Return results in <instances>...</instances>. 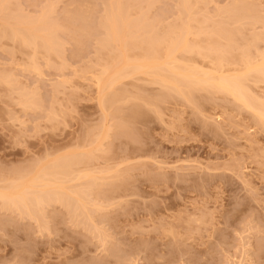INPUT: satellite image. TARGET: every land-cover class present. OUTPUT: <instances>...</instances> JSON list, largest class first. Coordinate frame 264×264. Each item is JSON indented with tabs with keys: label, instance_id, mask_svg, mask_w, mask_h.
<instances>
[{
	"label": "rangeland",
	"instance_id": "rangeland-1",
	"mask_svg": "<svg viewBox=\"0 0 264 264\" xmlns=\"http://www.w3.org/2000/svg\"><path fill=\"white\" fill-rule=\"evenodd\" d=\"M125 1L130 19L145 12L155 36L180 22L179 0ZM192 1L193 25L239 28L236 46L260 59L264 0H236L247 16L240 24L231 17L240 13L235 0ZM111 2L0 0V191L8 180L42 178L57 158L63 168L74 161L71 176L92 179L55 182L62 201L39 203L31 214L0 204V264H264V114L206 85L189 88L187 100L142 73L118 79L101 100L97 73L119 65L113 46L102 47L100 20ZM34 28L56 42L50 50ZM14 31L28 32L34 48ZM132 36L125 45L150 37ZM143 49L126 51L121 64ZM212 55H191L208 76L217 75ZM245 85L263 103L264 80Z\"/></svg>",
	"mask_w": 264,
	"mask_h": 264
},
{
	"label": "bare ground",
	"instance_id": "bare-ground-1",
	"mask_svg": "<svg viewBox=\"0 0 264 264\" xmlns=\"http://www.w3.org/2000/svg\"><path fill=\"white\" fill-rule=\"evenodd\" d=\"M237 3H238V1L236 2V0H235V4H233V6L236 7L237 9L239 8L240 13L234 12L231 14V17L232 18L234 17V20L239 23L240 20H242V19L245 20L247 16L244 15V12H242V10H240L241 4L238 6ZM130 6H132V5L129 4L125 0H113V2H111L109 4L107 3V6L105 7V12L102 16V19L100 20L101 21L100 25H101V28L103 29V36H104L103 37L104 42H102L104 45L102 44V47L105 46V48L109 47V49H110V47L113 46L114 50H113V48H111L112 49L111 51L112 52L115 51L114 52L115 57L113 55L112 56L114 59H118V63H119V65L116 64L118 66L117 67L115 66L116 67V69L114 68L115 70L112 69L113 68L112 66H114V64H112L113 62L112 63L110 62L111 65L105 63V65L101 67L102 69L100 68L101 69L99 71L100 73L99 72L97 73V74H99L96 76L97 88L99 89V92L101 93V95L103 93L105 94L107 89L109 90V88H112L117 83L116 81L118 79H121V78L124 79L127 76L131 77V76H135L139 73H142L140 75H146V76L151 77L150 79H148V81L150 83H156L159 85L160 88H165L169 91H174V92L176 91V93L179 96H182L187 100L190 99V98L188 99V96H191L189 88L199 87L200 85H206V86L210 87L211 89H213L217 92L231 95L234 98V100L239 102L242 106H244L248 109L249 108L252 109L253 112L259 114L258 112L262 111V113L264 114V111H263L264 101L262 103L261 100L252 96L253 94H250L247 86L245 85V81L250 79V78H252V79L254 78L255 80H261V81L264 80V53H261L259 56L260 59L255 62V60L253 61V56H251L250 53L247 52V50H248L247 47H246V49H247L246 50L245 48H243V44H242V46L239 44H238V46H236L237 44H236L235 40L233 39V37H234V35H236L235 33L239 32V28L236 27L237 29L236 30L234 29L235 31L233 33L232 32L233 30L227 31V29L222 28V26L224 25V21H223V23H220L219 21H217V23H215L216 21H214L212 23L214 25L211 24L212 27L210 25H205L209 28V29H207L205 26H203L201 24L203 22V20H201V21L196 20L198 23L195 26L192 24V22L195 20L194 14H197V12H199V11H197V9L194 8L193 1L192 0H179V3H178L179 16L177 15L178 16L177 19H180V22L178 20L179 24L178 25H169L167 28L165 27L160 35L155 36L153 34L154 33L153 25L149 26L148 25L149 23L147 21H145V19H146L145 12H143V11L137 12L136 13L137 16L130 19V11H129ZM243 7H244V5H243ZM217 12H219V11H217ZM223 13H225V12H223ZM229 13H230V11H229ZM18 17H19V15H18ZM254 17H256V16H254ZM220 18H221V16H220ZM226 19H227V21H230V20H228L227 16H226ZM146 20H148V19H146ZM205 20H206V18H205ZM18 24H21V23L18 22ZM215 24H217V25H215ZM220 24H223V25L221 26ZM200 25H202V26H200ZM218 25H220V26H218ZM1 26L2 25H0V27ZM40 26H43V25H40ZM243 26H244V24H243ZM43 27H44V29H47V28H45V25ZM43 27H41V28H43ZM3 28H4V26H3ZM19 29L20 28H18V30ZM34 29H35L34 31L37 30L36 28H34ZM44 29L39 31V32L40 33L44 32L45 31ZM21 30L22 29H20V31ZM207 30H209V31H207ZM15 31H16V29H15ZM15 31H14V33L11 32V36L17 37L16 35H18V34ZM20 31L18 32V33H20L18 35L20 37V38L18 37L20 39V43H22L23 45L26 44L27 46L32 45L31 47H33V44L36 43V40L34 42L33 41L34 39H32V37L31 38L28 37L29 38L28 39L27 36H31V35L26 31L25 32H26V34L28 33V35L22 36L23 34L25 35V32L22 31L23 34L21 35ZM0 32H1L0 33V37H1L3 35V31H0ZM39 32L37 30V33H39ZM145 32L148 33V37L150 35V37L148 38L149 40L148 39H142L141 36ZM207 32H208V34H207ZM40 33H39V37H40ZM44 33H47V30ZM132 33L134 34V37L132 36L131 38L141 37V39L143 41L148 40V41H146V42H148V44L147 45L144 44L146 42L145 41L143 42V41H141V39H139L138 40L139 42L136 41L132 44L130 43L131 44L130 46H132V48L130 46H128L129 45L128 43H126V45H125L126 37L128 40V36L130 37ZM43 34H41V36H44V38L40 37L41 38V39H39L40 43L38 42L39 45L41 46L40 48H43L45 50H50L51 49V43L53 42L52 41L53 39H51L52 37L48 38L47 34H44V35ZM209 34H213L216 37V39H215L214 36L212 35V37L210 39H208L210 41L212 38H214L215 40L218 41V38L222 37L221 39H226L225 41H228V42L227 43L224 42L226 45L225 44L222 45L221 42H219L220 40L218 42L214 41L213 39L211 42H208L207 39H205L206 41L202 40L204 35L208 37ZM53 35H54V32H53ZM218 35H219V37H218ZM254 35H255V37H254L255 39H253L251 37L253 40L259 39V34H254ZM49 36H50V34H49ZM121 36H122V39H121ZM223 37H225V38H223ZM252 39H250V40L252 41ZM123 40H124V42H123L124 44H122V42H120ZM53 43H52V45H54ZM113 44L114 45L117 44L118 46L117 45H115V46L118 48H115V46ZM246 44H247V46H249L248 43H246ZM141 45H143L144 48H146V46H147V48L144 50L142 48L143 46L141 47ZM232 47L238 51L237 55L235 54V56L233 54L231 55L232 52L229 53L231 51V49H233ZM52 48H54V47H52ZM120 48L123 50H121ZM126 48H128V49L130 48V49L128 50ZM133 48L135 50L136 49L137 50L143 49L145 53L143 52V54L142 53L140 54V52L138 51L139 53L137 52L138 54L137 53L133 54L131 59L129 56L128 57L126 56V58L128 60L125 59L124 57L126 55V51L129 52L130 50H133ZM125 49H126V51H124ZM122 51L125 52V54L124 53L122 54ZM178 52L182 53V54L187 53L189 55H187V57H185L186 54L184 56L182 54H180L181 56H183V58H181V57H178V54H179ZM192 54L199 56L202 59L209 56V54H213L212 55L213 60L212 59L211 60L214 62L215 71H216L217 75L216 76L215 75L208 76L207 73L203 72L200 69L201 65L199 66V64L196 63V59L194 60V58L191 56ZM122 56H124L123 58L126 60V61H123L124 62L123 64H121ZM188 56L190 58H188ZM109 58H111V57H109ZM179 58H181V59H179ZM28 60H30V59H28ZM213 62H211V63H213ZM188 63H191V64H188ZM194 64H198V67H196V65H194ZM240 64L243 65L242 69L234 68V66L237 67ZM35 65L36 64L34 63V66ZM106 65H108V66H106ZM229 70L234 71V74L228 75L225 73L226 71L228 72ZM237 70H238V72H237ZM136 79L138 80V78H136ZM113 89L114 88H112V90ZM116 93H115V95H116ZM104 94L102 96L100 95V97H102L101 100H103V98H105V97H103ZM111 94L112 93H110V96H111ZM164 94L165 93H163L160 97L158 94L159 99H163L164 97H167L166 95L164 96ZM113 95H114V93H113ZM117 95H119V94H117ZM107 96H108V94L106 95V97ZM154 96H156V95H154ZM136 97H139V96H136ZM158 97H156V100H158L157 99ZM113 98H114V96H113ZM116 98H117V96H116ZM184 98H182V99L185 100ZM107 100H111V99H109V98L105 99L104 102H102V103L107 102ZM142 100L146 101V99H142ZM151 100H152V98H151ZM113 101L115 102V100H113ZM147 101H150V100H147ZM109 105L110 104H108V106ZM262 116H264V115H262ZM68 156L69 155H67V158H68ZM70 156H72V155H70ZM78 156L77 155L75 156L76 159ZM80 157H82V155ZM86 157L88 158L89 156H86ZM69 159H71V158H69ZM76 159H73V160H75V162L77 161L80 163V161H78ZM83 159H84V157H83ZM56 160H57V163H60L61 159L57 158ZM66 161H68V159H66ZM70 162L72 164H75V163H73L74 161L72 162V159ZM77 162H76V164H77ZM53 163H54V161H53ZM53 163H52V165L50 164L49 167L46 166L47 168L42 169V171L40 173V174H42V178H39V177H41L40 175H36L35 178H33V180H31L32 178L29 179L30 181H32V182H30L28 180L30 185L28 182H26L27 184L25 182L22 183V181L20 182L19 178H18V180L13 181V182L8 180V184L3 186L5 191H0V204L3 206L4 205H6V206L12 205V206H15L17 208H21L23 211L25 210L24 212L27 211V213H28L32 206H36L39 203H42L45 201L48 202V201H52V200L53 201H56V200L62 201V197H61L62 192L60 189L57 188L59 186H57V183H55V182H58V183L59 182H61V183L62 182H68V181H72L73 179H79L78 177H81L84 179L87 178V177H84L85 176L84 174H83L84 176H81L79 174L77 176H75L76 174L73 173L74 175L71 176V173L73 172L72 171L73 169L70 168L71 163H68V165L65 164V165H67L66 167L63 165L64 168L57 163H55V164H53ZM61 164H62V162H61ZM84 164H85V161H84ZM74 172H75V169H74ZM78 173H79V171H78ZM22 178L23 177H21L20 179H22ZM43 178H44V180H43ZM57 178H61V179L56 181ZM71 178H72V180H71ZM62 179H63V181H61ZM88 179H91L90 176L87 178V180ZM24 180H25V178H24ZM42 180L44 181V183ZM45 180L46 181L47 180L48 181L49 180H53V181L55 180L54 181L55 186L53 187V183L51 181H50L51 183L50 182L48 183ZM64 180H66V181H64ZM94 180H95V178H94ZM91 181H92V179H91ZM6 183H7V181L5 182V184ZM27 185H29V186H27ZM85 186H88V188H89L90 185L85 184ZM55 188L60 190V192L58 190L56 191ZM59 188H61V187H59ZM84 188H87V187H84ZM76 193H78V192H76ZM59 194H61V195L59 196ZM64 200L66 202V199H64ZM66 205L69 206V203L68 204L66 203ZM28 214H31V213H28Z\"/></svg>",
	"mask_w": 264,
	"mask_h": 264
}]
</instances>
